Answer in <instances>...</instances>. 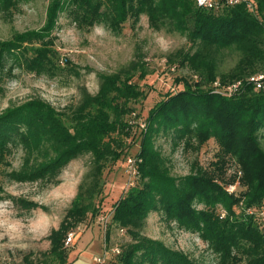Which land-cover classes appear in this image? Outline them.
I'll list each match as a JSON object with an SVG mask.
<instances>
[{
	"label": "trees",
	"instance_id": "trees-1",
	"mask_svg": "<svg viewBox=\"0 0 264 264\" xmlns=\"http://www.w3.org/2000/svg\"><path fill=\"white\" fill-rule=\"evenodd\" d=\"M19 1L0 0V10L12 14ZM248 1L209 10L198 6L197 0H50L43 29L0 39V92L10 57L29 71L53 73L52 31L63 11L79 28L103 24L116 33L129 19L136 24L146 14L153 29L179 32L191 42L193 50L180 52L176 61L200 79L192 83L183 79L184 89L169 93L149 110L137 158L141 182L114 207L112 220L133 237L121 264H198L186 253L142 233L152 211L198 232L219 255L220 264H264V90L245 81L239 90L227 94L214 85L218 79L224 86L264 71V0H252V10ZM225 50L238 55V60L229 71L221 72ZM100 77L99 90L95 94L86 90L74 108L59 110L32 98L0 113V160L17 146L27 151L23 168L12 172L18 180L51 179L74 158L92 157L91 171L59 228L49 235L48 254L61 264L68 263L65 240L69 232L99 212L95 196L104 163L122 156L113 146V134L131 128L126 118L132 112L129 101L141 95L126 69ZM162 136L174 146L183 143L196 151L214 138L219 145L214 170L199 166L189 175H173L158 144ZM228 157L236 160L241 172L230 181L224 178ZM237 179L245 189L229 191L226 185ZM197 204L204 207L199 209ZM218 206L223 213L217 212Z\"/></svg>",
	"mask_w": 264,
	"mask_h": 264
},
{
	"label": "rangeland",
	"instance_id": "rangeland-1",
	"mask_svg": "<svg viewBox=\"0 0 264 264\" xmlns=\"http://www.w3.org/2000/svg\"><path fill=\"white\" fill-rule=\"evenodd\" d=\"M49 4L50 0H20L12 14L6 15L0 10V39L43 29ZM52 38L56 65L53 73L32 72L15 64L11 57L7 60L0 92V113L32 98H41L59 110H68L79 105L86 90L91 94L99 90L101 73L112 74L125 69L132 73V81L141 91L138 98L129 101L132 112L126 118L132 126L120 134L114 133L112 139L114 148L122 156L104 163L101 188L95 196L99 212L90 214L76 226L72 230L76 231L74 241L69 246L65 244L69 252L67 264H96L98 256L105 257L107 264H121L123 252L133 243V237L125 227L122 234V226L112 220L114 207L131 187L141 182L137 158L142 132L146 129L142 125L149 110L169 93L184 89L183 79L191 83L200 79L194 71L176 61L180 52L191 51L193 47L179 32L153 29L146 14L141 15L136 24L129 19L121 32L116 33L103 24L79 28L68 12L63 11ZM221 59L219 70L225 72L236 64L238 55L225 50ZM158 144L168 159L171 173L177 177L189 175L199 166L214 170L213 163L219 152L214 138L198 151L186 149L183 143L174 146L165 136L158 139ZM262 145L264 147V139ZM26 156L27 151L17 146L0 160V264H61L59 259L48 254L49 235L59 228L79 185L91 171L92 157L85 154L74 158L54 178L22 181L14 178L12 172L23 168ZM129 159L137 171H133ZM225 171L226 181L235 174L241 175L232 157L227 158ZM226 186L229 191L238 193L245 189L239 179ZM23 201L35 203V206L28 207ZM196 206L204 207L203 204ZM223 211V207L218 206L217 212ZM142 233L186 253L198 264H220L219 255L198 232L187 230L176 221H167L162 212L149 214Z\"/></svg>",
	"mask_w": 264,
	"mask_h": 264
},
{
	"label": "built area",
	"instance_id": "built-area-1",
	"mask_svg": "<svg viewBox=\"0 0 264 264\" xmlns=\"http://www.w3.org/2000/svg\"><path fill=\"white\" fill-rule=\"evenodd\" d=\"M242 1H244V0H197V4L201 8H205V9H209V10H215V9H219L220 7H222L224 5H235V4L241 3ZM247 6L251 10L254 9L253 1L249 0ZM245 81L253 84L255 89H257V90H262V89L264 90V71L252 74L246 80L238 79V80H235L234 82H232L228 85H224V86H221L219 82H216V85H217L218 90L223 91L227 94H232V93L236 92L237 90H239L243 86ZM146 125H147V123L145 122L142 126L144 128H146ZM132 162H133L132 159H129V163H132ZM131 168L135 172L136 168H135L134 163H132ZM133 185H134V183H133ZM120 232L122 234H124L125 229L123 227H121ZM75 235H76V231H70L69 232V234L65 240L66 246H69L72 244V242L74 241ZM113 250L116 252H120V250L116 249V248H114ZM95 261H96V264H107V260L105 259V257H102V256H98L95 259Z\"/></svg>",
	"mask_w": 264,
	"mask_h": 264
}]
</instances>
